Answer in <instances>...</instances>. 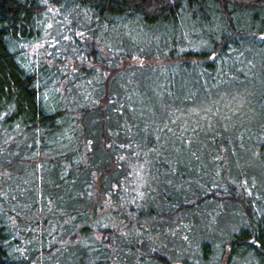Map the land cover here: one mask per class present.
Segmentation results:
<instances>
[{
    "label": "trees",
    "instance_id": "obj_1",
    "mask_svg": "<svg viewBox=\"0 0 264 264\" xmlns=\"http://www.w3.org/2000/svg\"><path fill=\"white\" fill-rule=\"evenodd\" d=\"M263 189L264 0H0V264H264Z\"/></svg>",
    "mask_w": 264,
    "mask_h": 264
},
{
    "label": "rangeland",
    "instance_id": "obj_2",
    "mask_svg": "<svg viewBox=\"0 0 264 264\" xmlns=\"http://www.w3.org/2000/svg\"><path fill=\"white\" fill-rule=\"evenodd\" d=\"M263 17H260V20L259 21H254V20H252V18H251V16L250 15H248V17L246 18V24H249V25H253L254 27H260L261 25H262V23H261V19H262ZM202 30V29H201ZM203 30H209V28H204ZM202 30V31H203ZM203 44V43H202ZM203 46H205V45H203ZM44 47L42 46V44H38V45H35V46H33L32 48H31V50L33 51V52H40V51H42V49H43ZM68 61H72V59L71 58H68ZM241 94V93H240ZM244 103V101L242 100V99H240V97L238 96V97H234V98H232V100L231 101H227L226 102V104H228V108L229 107H231V109H233L235 106H241L242 104ZM264 190V189H263ZM172 264H180V263H178V262H174V263H172Z\"/></svg>",
    "mask_w": 264,
    "mask_h": 264
},
{
    "label": "water",
    "instance_id": "obj_3",
    "mask_svg": "<svg viewBox=\"0 0 264 264\" xmlns=\"http://www.w3.org/2000/svg\"><path fill=\"white\" fill-rule=\"evenodd\" d=\"M181 264V263H180Z\"/></svg>",
    "mask_w": 264,
    "mask_h": 264
}]
</instances>
